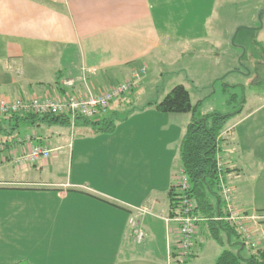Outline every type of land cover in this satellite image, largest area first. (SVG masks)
<instances>
[{
  "label": "crops",
  "instance_id": "crops-1",
  "mask_svg": "<svg viewBox=\"0 0 264 264\" xmlns=\"http://www.w3.org/2000/svg\"><path fill=\"white\" fill-rule=\"evenodd\" d=\"M193 4L0 0V41L7 56L28 57L22 78L6 79L7 93L1 96L84 97L140 73L131 92L114 99L96 119L67 124L77 129L72 142L55 126L63 124L27 121L14 128L9 122L7 129L15 131L5 149L0 145L5 161L30 145L49 149L50 157L19 169L20 176L1 170L0 264H168L178 241V226L166 221L168 193L181 169L179 145L192 114L162 113L150 105L169 91L157 101L143 100L135 111L123 109L149 84L152 56L181 59L188 54L195 62L205 55L212 0L197 18L190 11ZM189 96L199 116L200 100ZM245 103L227 121L220 146L235 208L257 217L249 224L250 245L257 250L264 248V103L244 109ZM111 124V132L98 131ZM25 136L31 141L14 143ZM65 150L68 169L55 175L51 169ZM2 160L0 169H6ZM132 217L145 233L141 244L133 242ZM194 240L186 264H215L222 247L210 239L208 227L200 224Z\"/></svg>",
  "mask_w": 264,
  "mask_h": 264
},
{
  "label": "rangeland",
  "instance_id": "rangeland-1",
  "mask_svg": "<svg viewBox=\"0 0 264 264\" xmlns=\"http://www.w3.org/2000/svg\"><path fill=\"white\" fill-rule=\"evenodd\" d=\"M206 5L207 0H194L193 8L189 10L197 18L205 12ZM210 14L212 32L209 43L204 45L205 55L195 62L188 54L181 59L149 58L151 68L146 75L149 84L141 87L138 99L126 103L123 111H135L142 106L143 100L157 101L155 99L159 94L170 91L176 85H183L190 92L193 102L200 100L199 116L212 113L233 115L243 106V100L246 101L244 109L264 103V56L254 44L264 42V0H212ZM7 55L5 43L0 41V96L7 93L6 79H21L28 61L27 56L14 60ZM55 126L68 142H72L77 135V129L67 124ZM21 127L20 132L24 136L25 127ZM1 137L11 141L12 136ZM228 140H223V144ZM68 152L65 150L64 158L60 157L55 162V168L51 169L55 175L66 173ZM5 155V152H0V163L3 158L2 163L6 167L0 169V173L3 170L8 175L18 173L20 176L22 172L5 161ZM256 220H246L249 231V224L256 223Z\"/></svg>",
  "mask_w": 264,
  "mask_h": 264
},
{
  "label": "trees",
  "instance_id": "trees-1",
  "mask_svg": "<svg viewBox=\"0 0 264 264\" xmlns=\"http://www.w3.org/2000/svg\"><path fill=\"white\" fill-rule=\"evenodd\" d=\"M254 44L264 56V43L257 41ZM150 105L162 113L192 114V119L186 126L179 145L180 168L187 180V187L181 189L176 182L171 186L168 193V219L180 216L181 203L185 197L192 201L194 214L201 218V221L195 224L194 236L196 228L203 224L208 227L210 239L222 247L215 264H264V248L254 250L248 244L250 240H246L232 224L224 220L214 219L224 213L219 183L215 173V153L218 150L221 155V134L232 115L212 113L195 116L196 106L192 105L189 92L183 85L174 86L159 102ZM2 117L3 119L0 121V143L6 145L10 140L1 136H11L15 131L14 129H7L10 126L9 122H12L14 128L18 122L27 121L31 123L42 121L49 125H64L70 122L65 115L29 114ZM112 129L111 124L99 127L98 131L111 132ZM172 259L173 263L180 264L175 253L172 254Z\"/></svg>",
  "mask_w": 264,
  "mask_h": 264
},
{
  "label": "built area",
  "instance_id": "built-area-1",
  "mask_svg": "<svg viewBox=\"0 0 264 264\" xmlns=\"http://www.w3.org/2000/svg\"><path fill=\"white\" fill-rule=\"evenodd\" d=\"M140 78V73H133L132 78L124 83L118 84L102 93H92L84 97H79L74 94L67 93L66 95L56 98H31V99H15L9 100L0 96V116L18 115L25 116L29 114L35 115H65L69 118L71 124H74L78 118L91 120L100 115L108 107V105L116 98L129 94L131 90L137 85ZM66 86L71 82H64ZM31 141L30 136L17 138L16 144L22 146ZM5 149V145L1 143ZM1 149V151H4ZM218 149V145H217ZM10 156V157H9ZM8 162L17 169H27L41 161L47 160L50 157V150L38 145H30L18 154H10ZM215 173L219 183V193L222 200L224 213L215 217V220H224L232 224L235 229L246 239L250 240V231L247 228L246 220H255V215H246L235 208L233 202V194L231 187L225 182L224 177V162L222 155L216 150L215 153ZM179 176L175 181L180 185L181 189L187 187V180L183 174L182 169L179 170ZM181 214L178 217L167 219L166 221H173L178 226V241L176 243L175 252H170L168 257V264H171L172 254L177 255L180 264H186V261L191 256L195 241L194 230L195 224L201 221V218L194 214L193 203L189 199L183 197L181 203ZM142 213L148 211L147 209L138 210ZM130 229L132 232L133 242L139 244L143 242L145 233L141 229L139 222L132 217L129 220Z\"/></svg>",
  "mask_w": 264,
  "mask_h": 264
}]
</instances>
